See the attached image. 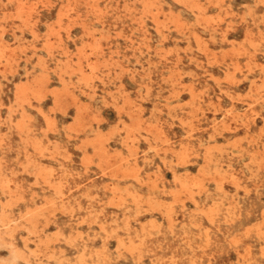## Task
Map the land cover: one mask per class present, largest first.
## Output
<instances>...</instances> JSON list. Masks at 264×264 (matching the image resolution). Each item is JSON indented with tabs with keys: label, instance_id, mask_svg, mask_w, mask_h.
<instances>
[{
	"label": "rangeland",
	"instance_id": "1",
	"mask_svg": "<svg viewBox=\"0 0 264 264\" xmlns=\"http://www.w3.org/2000/svg\"><path fill=\"white\" fill-rule=\"evenodd\" d=\"M0 264H264V0H0Z\"/></svg>",
	"mask_w": 264,
	"mask_h": 264
},
{
	"label": "bare ground",
	"instance_id": "2",
	"mask_svg": "<svg viewBox=\"0 0 264 264\" xmlns=\"http://www.w3.org/2000/svg\"><path fill=\"white\" fill-rule=\"evenodd\" d=\"M10 173V172H9ZM9 182V181H8ZM2 187V186H1Z\"/></svg>",
	"mask_w": 264,
	"mask_h": 264
}]
</instances>
